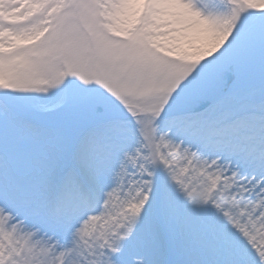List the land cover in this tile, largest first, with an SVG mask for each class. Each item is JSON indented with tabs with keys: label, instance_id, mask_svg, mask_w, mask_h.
<instances>
[{
	"label": "snow or ice",
	"instance_id": "1",
	"mask_svg": "<svg viewBox=\"0 0 264 264\" xmlns=\"http://www.w3.org/2000/svg\"><path fill=\"white\" fill-rule=\"evenodd\" d=\"M0 264H264V0H0Z\"/></svg>",
	"mask_w": 264,
	"mask_h": 264
}]
</instances>
